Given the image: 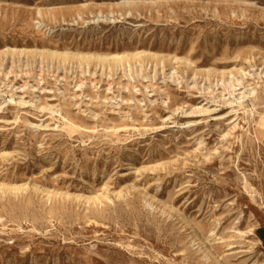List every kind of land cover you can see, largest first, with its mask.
Returning a JSON list of instances; mask_svg holds the SVG:
<instances>
[{
  "label": "rangeland",
  "instance_id": "374dc122",
  "mask_svg": "<svg viewBox=\"0 0 264 264\" xmlns=\"http://www.w3.org/2000/svg\"><path fill=\"white\" fill-rule=\"evenodd\" d=\"M263 238L264 0H0V264H264Z\"/></svg>",
  "mask_w": 264,
  "mask_h": 264
},
{
  "label": "bare ground",
  "instance_id": "6f19581e",
  "mask_svg": "<svg viewBox=\"0 0 264 264\" xmlns=\"http://www.w3.org/2000/svg\"><path fill=\"white\" fill-rule=\"evenodd\" d=\"M64 56H66V55H64ZM66 57H68V55L66 56ZM70 57H74V56H70ZM69 57V58H70ZM82 59V58H81ZM114 60H116V59H114ZM116 61H119V60H116ZM121 61H122V59H121ZM121 61H119V62H121ZM69 121V120H68ZM70 122V121H69Z\"/></svg>",
  "mask_w": 264,
  "mask_h": 264
},
{
  "label": "crops",
  "instance_id": "0c3cea01",
  "mask_svg": "<svg viewBox=\"0 0 264 264\" xmlns=\"http://www.w3.org/2000/svg\"><path fill=\"white\" fill-rule=\"evenodd\" d=\"M263 240H264V238H263Z\"/></svg>",
  "mask_w": 264,
  "mask_h": 264
}]
</instances>
